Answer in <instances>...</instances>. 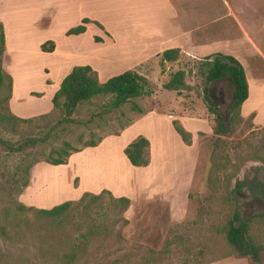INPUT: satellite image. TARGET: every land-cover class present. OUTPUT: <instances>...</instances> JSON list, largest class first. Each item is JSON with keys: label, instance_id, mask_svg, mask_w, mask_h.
<instances>
[{"label": "rangeland", "instance_id": "rangeland-1", "mask_svg": "<svg viewBox=\"0 0 264 264\" xmlns=\"http://www.w3.org/2000/svg\"><path fill=\"white\" fill-rule=\"evenodd\" d=\"M92 3L91 0H84V10L101 12L102 20L121 35H125L128 31L119 32L117 25L130 24V27L135 25L133 19L129 21L128 2L119 6L120 15L113 13L117 6L113 0H104L103 4H98V8H102L103 11L93 7ZM47 4L48 0L3 2L0 12L5 13L6 29L9 32L16 31L19 35L24 33L36 10L46 7ZM63 16L54 25L52 35L59 34L65 26L75 22V14L69 17ZM45 23L44 21L42 24ZM93 32L92 28L87 30L80 41L88 43ZM240 46L239 42L228 44L221 42L216 50L236 57L239 63H243ZM15 49L19 52L24 47L16 46ZM77 49L78 52L74 51L75 56L69 55L67 61H79L78 58L82 57L80 51H84L85 48L82 46ZM203 59H191L179 54L178 60L172 63L160 65V57H158L142 64L138 69L141 76L147 79L152 92L150 96H141L133 100L142 110V114L134 112L131 106L126 104L116 113L98 116L101 107L110 102V97H99L82 105L72 115V119L79 124L69 125L57 141H50L43 148L31 150L28 156L8 154L4 146L0 145V227L6 221L5 210L17 204L44 209L34 206V203L49 205L59 202L70 198L79 187L92 191H97L102 186L110 188L108 189L110 194H105L98 200L88 198L83 204L73 207L69 214V224L65 227L55 226L54 223L48 228L39 226L38 231L34 233L21 232L18 235L13 233L11 242H5L0 237V264H59L55 257L51 258V255L53 253L61 255L71 251L76 256L73 264H118L117 261L123 255L136 254L137 251L145 249L153 251L152 253H155L153 257L159 259V263L151 264H251L247 259H238L231 254L230 248L224 242L222 229L230 215L237 209L243 220L256 217L250 224V234L257 242L264 244V195L262 199L261 197L257 199L251 196L252 192H249L251 182L264 184V126L256 127L253 124L254 116L246 120L235 117L232 121L233 89L229 84H218L212 91V99L216 110L224 119L227 133L220 138L222 143L219 150L220 162L224 163V166L211 167L210 153L213 141L216 140L212 134L215 122L214 116L207 110L209 104L205 101L202 92L204 82L198 73ZM46 60L40 58L31 65L33 74L28 76L27 74L22 76L21 70L13 71L11 77L15 85L12 89L14 97L18 98L26 94L25 91L31 88V85H35L33 88L39 85L42 76L46 73L44 68L47 65ZM177 71L185 73L184 81L188 90L165 93L162 86ZM47 84H50L49 81ZM250 84L253 90L250 92L251 101V98L255 100L260 94L254 93L253 83ZM8 89V81L4 78L0 87L1 142L14 145L23 137H36L60 119L61 113L55 109L47 113L50 117L44 123L31 125L11 121L4 123L3 118L9 117ZM31 96L40 98L42 93L33 92ZM150 113L167 116L184 130L188 119L203 125L195 134L190 133L189 145L184 143L191 149L190 155L194 160L191 172L183 167V169H168L159 173L156 169H132L123 162L120 147L138 129L121 138L125 130L122 128L129 123L131 126ZM118 137L120 138L108 140L109 142L103 147L95 149L102 140ZM137 137H143L148 141L140 134L128 144ZM100 138L103 139L96 147L83 149L88 143L96 142ZM64 142L69 143L73 150L83 149L75 155L82 152L83 154L76 155L64 165L55 167L46 164L45 160L55 157L52 151L63 147ZM104 149H109L110 152L106 153ZM187 156L185 154V157ZM150 160L149 148V164ZM32 161L38 163L29 171L30 189L26 192L24 200L21 195L15 194L14 189L19 185V170ZM210 169L215 170L210 172ZM208 178L211 180L210 187L206 186ZM238 182L246 184L242 188V194L235 192L236 199L233 200L232 192L235 191ZM120 192H127L130 196L128 197L130 206L122 215L118 213L119 208L114 202L115 194ZM28 216L34 220L32 213ZM121 218L127 223H123ZM11 220L14 222L13 216ZM94 224L108 228L109 232L101 230L98 237L84 245L80 234L85 233ZM47 242H51L52 249L42 254L39 246ZM74 245L82 248L77 250ZM122 264H141V261L132 258ZM262 264H264V252Z\"/></svg>", "mask_w": 264, "mask_h": 264}, {"label": "crops", "instance_id": "crops-1", "mask_svg": "<svg viewBox=\"0 0 264 264\" xmlns=\"http://www.w3.org/2000/svg\"><path fill=\"white\" fill-rule=\"evenodd\" d=\"M6 1L0 0V6ZM83 1L48 0L46 7L36 10L28 29H24V33L20 35L16 31L9 32L6 29L5 13L0 12L5 45L2 56L3 70L10 77L16 70H21L22 76H26V74L28 76L33 74L31 65L40 58L47 59V65L44 66L46 73L42 76V81L35 88H33L35 85H31V88H28L25 91L26 94L21 97H14L12 91L14 81L11 77L12 85L8 109L14 116L26 119L54 110L51 99L58 90L61 81L75 65H89L98 73L99 81L103 83L108 78L129 70L142 75L138 68L148 60L160 57L168 49H179L180 55L191 59H200L215 53H222L216 50L221 42L227 44L239 42L241 45L240 57L244 63L240 64L248 84V98L241 105L240 117L246 120L250 116H254L253 124L256 127L264 126V0H113L117 5L113 11L114 15H120L119 6L121 4L128 2L130 5L129 21L133 19L135 25L132 27L130 24L117 25L120 29L119 32L128 31L125 35L112 30L102 20L101 12L85 11ZM91 2H93L91 4L93 7L103 11L102 8H98V4H103L104 0H91ZM74 14L76 15L75 22L65 26L55 36L51 34L54 25L64 17L63 15L69 17ZM82 19L97 22L102 26V29L90 23L86 25V31L83 34L66 36V32L80 25ZM44 21L46 23L42 24ZM91 28L94 29V32L89 37V42H81V38ZM94 37H99L102 42H94ZM45 40H51L54 43L53 52L44 53L40 50V46ZM16 46L24 47V49L16 52ZM82 46L85 50L80 51L82 57L78 58L79 61H67L66 58L69 55L75 56L74 51L78 52L77 48ZM234 58L238 61L236 57ZM47 81L50 84H47ZM250 82L253 83L254 93L260 94V97L256 96L255 100L251 98V101L250 92L253 90ZM33 92L42 93V97L31 96ZM164 92L171 91L165 90ZM248 103L250 104L248 105ZM185 124L186 132L192 134H195L203 126L191 119H188ZM134 129H138L137 132L120 147L122 156L120 157L123 158L122 160L127 166L140 170L156 169L159 173L168 169L178 170L184 167L191 172L194 163L193 156L190 155L191 149L181 142L169 117L150 113L125 128L120 137H124ZM140 134L150 142L151 160L147 167L135 168L128 163L122 151L130 140ZM120 137L102 140L95 149L103 147L109 142L108 140ZM104 152L107 153L110 150L104 149ZM117 154L119 155L118 152ZM185 154L188 156L185 157ZM76 155L70 156L68 160L71 161ZM28 189H30V183L21 194L23 199ZM108 189L110 190L109 187L102 186L97 191H92L79 187L70 198L49 205L34 203V206L44 209L51 208L64 201L79 198L86 191L96 193L102 190L108 191ZM127 192H120L114 197L125 196L128 198L130 196Z\"/></svg>", "mask_w": 264, "mask_h": 264}, {"label": "trees", "instance_id": "trees-1", "mask_svg": "<svg viewBox=\"0 0 264 264\" xmlns=\"http://www.w3.org/2000/svg\"><path fill=\"white\" fill-rule=\"evenodd\" d=\"M94 24L100 29L102 26L97 22L90 21L88 19H82L81 24L69 29L66 32V36H77L83 34L86 31L87 24ZM94 42L100 43L102 40L99 37H94ZM4 32L3 26L0 23V87L3 84V79L8 81V90L11 93L12 80L2 68V56L4 54ZM40 50L44 53H51L54 50V43L47 41L40 46ZM179 58V49H168L165 50L160 56V65L164 63H172L177 61ZM198 73L204 82V99L209 104L207 110L214 116V126L212 128L213 137L216 138L213 141V146L210 153V164L211 167H223L224 163L220 162L219 150L222 147L220 138L225 136L227 133L225 130L224 119L218 113L214 106L212 99V91L216 89L218 84L226 83L229 84L233 91L231 97L232 109L235 117H240L241 105L248 98V84L246 76L241 64L232 56L224 55L222 53H215L207 56L203 59L200 64ZM185 73L183 71H177L173 73L167 83L162 88L167 91L179 93L181 91H187L188 86L184 81ZM152 95L149 89V83L147 79L135 71H125L119 75L109 78L105 82H100L98 73L93 70L90 66H75L70 73L61 81L58 90L55 92L51 99L53 109H57L61 113L59 120L49 125L44 133L36 137H23L19 142L13 144L1 142L0 145L4 146L8 154H24L28 156L30 151L36 148H43L50 141H57L64 131L67 130L69 125L79 124L72 115L78 111V109L92 100L99 97H110V102L104 104L101 107V111L98 116L108 115L110 113L118 112L121 107L128 104L131 109L138 114H142V110L133 102V100L140 98L141 96ZM10 98V94H9ZM8 98V100H9ZM8 107V105H7ZM9 117L3 118L4 123L17 122L24 125H31L37 123L46 122L50 114H42L32 118H18L14 116L9 109ZM130 126L126 124L122 128ZM172 126L175 132L181 138V142L186 145L190 144L191 134L186 132L176 121L172 122ZM13 128V126H11ZM121 130V132H122ZM117 135V134H116ZM103 138L96 140V142L88 143L85 148L96 147ZM149 142L143 137H137L131 141L124 150L123 154L126 157L128 163L135 168H144L149 165ZM82 149V150H83ZM82 150H73L70 148L69 143L64 142L63 147L53 150L52 153L55 157H51L49 160H45V163L49 166H60L67 163L68 158L75 153ZM38 163V161L29 162L23 169L19 170V185L14 189L16 195L20 196L24 189L29 185V171ZM215 169H210V172ZM225 179V177L223 178ZM18 184V183H17ZM246 183L238 182L232 199H236L235 192L242 194V188ZM250 191L253 198H263L264 184L251 182ZM206 186H211V180H206ZM110 194L107 190H102L98 194L83 193L81 197L76 201H66L59 205H56L50 209H34L32 207H25L22 204H17L11 208H8L4 212L6 221L0 227V237L5 242H11L13 239V233L17 235L21 232L34 233L38 231L39 226L50 227L52 225L65 227L70 221V212L73 207L83 204L88 198L90 200H98L103 195ZM114 202L117 204L119 214H123L130 206V200L126 197L114 198ZM29 213L34 215V220H31L28 216ZM14 217L12 222L11 217ZM256 219L252 216L246 220H243L239 214V211L235 209L227 220L226 225L223 227L222 232L224 234V242L228 245L231 250V254L238 259H247L251 264H262V254L264 252V244L257 242L250 234V224ZM123 223H127L126 220L121 218ZM115 223V222H114ZM73 226V225H72ZM100 229V231H98ZM101 230L109 232L108 228L101 226L91 225L85 233L80 234L81 240L86 245L89 241L96 238L101 234ZM77 250L82 247H77ZM52 249L51 242H47L44 245L39 246V250L47 252ZM74 250V248H73ZM145 249L143 251H137L136 254L127 253L117 261L118 264H122L125 261L129 262L132 258L140 259L141 264L159 263V259L153 257L155 253ZM63 254V255H62ZM61 255L53 253L51 258L57 259L59 264H73L76 260L75 253L64 252ZM141 256H138V255ZM198 264V263H197Z\"/></svg>", "mask_w": 264, "mask_h": 264}]
</instances>
